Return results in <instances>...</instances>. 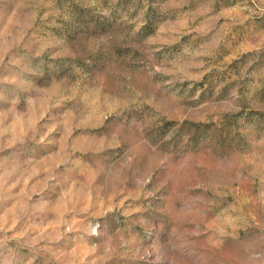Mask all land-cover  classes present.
I'll return each mask as SVG.
<instances>
[{"label":"clouds","instance_id":"obj_1","mask_svg":"<svg viewBox=\"0 0 264 264\" xmlns=\"http://www.w3.org/2000/svg\"><path fill=\"white\" fill-rule=\"evenodd\" d=\"M105 3L0 0V252L120 264L139 201L173 264H264V0Z\"/></svg>","mask_w":264,"mask_h":264},{"label":"rangeland","instance_id":"obj_2","mask_svg":"<svg viewBox=\"0 0 264 264\" xmlns=\"http://www.w3.org/2000/svg\"><path fill=\"white\" fill-rule=\"evenodd\" d=\"M239 0H218L217 10L222 14L221 23L226 27L229 25L231 16L233 15ZM102 6H107L105 0H101ZM76 11L81 17L86 12L84 9L77 6ZM149 15L154 13L149 9ZM237 28H233L226 37L225 43L221 45L220 52L217 57V63L227 65L224 73H216L215 70L212 75L206 78V81L211 84L216 79L230 80L233 72L238 73L242 64L233 60L234 50L236 44L233 42L237 37ZM247 62V57L244 58ZM258 71V69H249L251 71ZM250 83L253 81H249ZM259 93L264 95V87L259 89ZM4 165H8L5 160ZM136 209H140L137 211ZM118 236H122L126 242V248L123 249L127 255L121 260L120 264H173L174 250L170 246L169 235L167 229L163 227L161 217L153 210H147V206H141L139 201H130L127 206V211L124 214L122 225ZM65 251V249H61ZM87 252L84 253L82 260L83 264L86 261ZM0 264H12L11 259H5L2 252H0ZM37 264H42L41 260ZM54 264H60V261H55Z\"/></svg>","mask_w":264,"mask_h":264}]
</instances>
